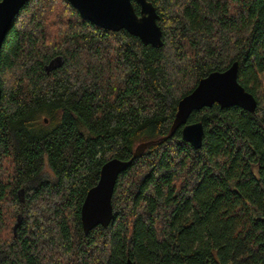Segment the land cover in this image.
I'll use <instances>...</instances> for the list:
<instances>
[{
	"label": "trees",
	"instance_id": "trees-1",
	"mask_svg": "<svg viewBox=\"0 0 264 264\" xmlns=\"http://www.w3.org/2000/svg\"><path fill=\"white\" fill-rule=\"evenodd\" d=\"M149 1L160 48L67 0H31L13 21L0 50V264H264V0ZM235 62L256 112H193L199 149L182 127L170 137L180 100ZM137 152L112 222L86 234L103 165Z\"/></svg>",
	"mask_w": 264,
	"mask_h": 264
},
{
	"label": "water",
	"instance_id": "water-1",
	"mask_svg": "<svg viewBox=\"0 0 264 264\" xmlns=\"http://www.w3.org/2000/svg\"><path fill=\"white\" fill-rule=\"evenodd\" d=\"M31 0H0V50L15 18ZM80 16L96 26L110 30H125L139 38L145 45L160 48L163 46V31L159 25L160 16L154 4L149 0H67ZM134 2L140 6L136 11ZM62 58L52 61L47 70L60 67ZM238 63L235 62L223 72H212L202 78L196 88L182 98L178 104V112L170 137L182 127L184 141L199 149L203 145L205 128L203 123H189L195 111L210 108L218 104L221 108L240 107L250 113L257 110L255 97L245 90L238 79ZM2 88L0 83V105ZM147 144L143 147L146 148ZM139 155L135 153L128 161L111 159L106 162L100 172L99 182L89 190L82 206V224L86 234L97 226L107 227L114 217L112 198L120 175L126 172ZM25 190L19 197L24 202ZM22 221V216L14 226V233ZM128 264H132L129 260Z\"/></svg>",
	"mask_w": 264,
	"mask_h": 264
},
{
	"label": "rangeland",
	"instance_id": "rangeland-1",
	"mask_svg": "<svg viewBox=\"0 0 264 264\" xmlns=\"http://www.w3.org/2000/svg\"><path fill=\"white\" fill-rule=\"evenodd\" d=\"M24 200H25V195H24ZM18 220V219H17ZM17 222V221H16ZM16 222H15V224H16ZM15 224H14V226H15Z\"/></svg>",
	"mask_w": 264,
	"mask_h": 264
}]
</instances>
